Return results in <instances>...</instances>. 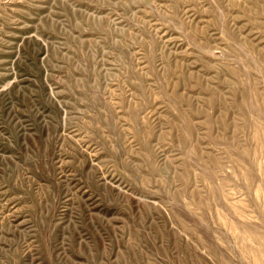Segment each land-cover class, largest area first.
<instances>
[{
	"label": "rangeland",
	"instance_id": "374dc122",
	"mask_svg": "<svg viewBox=\"0 0 264 264\" xmlns=\"http://www.w3.org/2000/svg\"><path fill=\"white\" fill-rule=\"evenodd\" d=\"M0 264H264V0H0Z\"/></svg>",
	"mask_w": 264,
	"mask_h": 264
}]
</instances>
